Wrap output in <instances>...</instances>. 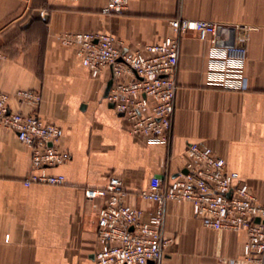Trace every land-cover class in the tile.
<instances>
[{"label": "crops", "instance_id": "obj_1", "mask_svg": "<svg viewBox=\"0 0 264 264\" xmlns=\"http://www.w3.org/2000/svg\"><path fill=\"white\" fill-rule=\"evenodd\" d=\"M107 0H0V92L15 111L38 113L64 129L72 161L51 171L62 186L24 182L32 154L15 132L0 125V264H95L100 248L99 214L112 176L124 180L127 203L156 210L141 198L151 180L169 184L186 167L190 144L211 147L230 172L247 182L264 205V0H131L122 16L105 15ZM209 21L235 29L236 44L248 50L246 89L209 84L212 45L191 32L181 41L178 93L168 146L130 133V124L106 100L109 75L93 78L60 36L105 33L139 49L168 37L175 19ZM30 90L41 103L21 102ZM172 240L159 264H255L245 258L246 232L204 227L192 205L169 202L163 228Z\"/></svg>", "mask_w": 264, "mask_h": 264}, {"label": "built area", "instance_id": "obj_2", "mask_svg": "<svg viewBox=\"0 0 264 264\" xmlns=\"http://www.w3.org/2000/svg\"><path fill=\"white\" fill-rule=\"evenodd\" d=\"M131 0H107L102 13L122 16ZM171 34L154 44L132 49L112 34L66 33L63 45L75 49L76 55L93 78L106 72L113 85L106 98L117 114L126 119L130 133L151 144L168 146L172 136L177 73L181 41L191 32L210 41L214 60L209 84L229 91L246 89L245 66L248 50L236 44L235 29L228 25L189 19L170 22ZM4 56L0 55V63ZM18 99L33 106L41 103L40 94L21 90ZM10 96L0 92V125L16 133L32 154V169L24 185L62 186L66 177L51 171L72 161L64 149V129L46 122L38 113L15 111ZM186 167L169 184L160 178L151 180L142 190V199L156 203L148 218L127 203L129 193L124 180L109 178L104 189H87L89 200L104 199L99 214L100 248L95 264H159L172 240L164 238L166 205L169 202L192 205L194 215L204 227L215 231L246 232L245 258L264 264V205L254 189L230 172L225 158L211 147L190 144L186 150Z\"/></svg>", "mask_w": 264, "mask_h": 264}, {"label": "water", "instance_id": "obj_3", "mask_svg": "<svg viewBox=\"0 0 264 264\" xmlns=\"http://www.w3.org/2000/svg\"><path fill=\"white\" fill-rule=\"evenodd\" d=\"M112 85H113V81H110V82L108 83V87H107V90H106V98H107V96H108V94H109V92H110V89H111ZM111 108H114V106L111 105ZM121 116H122V115H121ZM184 173H186V171H185Z\"/></svg>", "mask_w": 264, "mask_h": 264}]
</instances>
